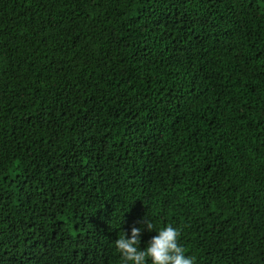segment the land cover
I'll list each match as a JSON object with an SVG mask.
<instances>
[{"label": "trees", "instance_id": "obj_1", "mask_svg": "<svg viewBox=\"0 0 264 264\" xmlns=\"http://www.w3.org/2000/svg\"><path fill=\"white\" fill-rule=\"evenodd\" d=\"M145 217L264 264V0H0V264H125Z\"/></svg>", "mask_w": 264, "mask_h": 264}, {"label": "clouds", "instance_id": "obj_2", "mask_svg": "<svg viewBox=\"0 0 264 264\" xmlns=\"http://www.w3.org/2000/svg\"><path fill=\"white\" fill-rule=\"evenodd\" d=\"M141 227L133 226L131 236L125 233L115 241V247L125 264H195V257L186 255V249L179 244L180 230L168 225L156 231L158 235L148 242L146 250H141V234L146 228L153 231V224L144 218Z\"/></svg>", "mask_w": 264, "mask_h": 264}]
</instances>
